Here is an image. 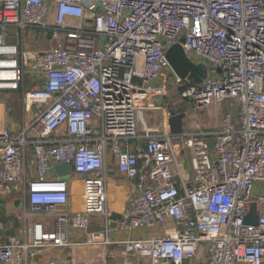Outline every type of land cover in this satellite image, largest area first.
<instances>
[{
	"label": "built area",
	"instance_id": "obj_1",
	"mask_svg": "<svg viewBox=\"0 0 264 264\" xmlns=\"http://www.w3.org/2000/svg\"><path fill=\"white\" fill-rule=\"evenodd\" d=\"M27 29L48 31L55 46L25 51ZM180 37L191 60L207 67L205 83L170 70L165 52ZM27 73L37 85L29 91ZM19 90L22 125L14 130L0 119V190L22 194L25 224L21 239L0 245V264H24L23 253L50 248L115 245L123 259L152 264L199 255L204 264H264V0H0V91ZM171 90L192 115L226 105L219 128L195 121L179 135L168 126L139 132L144 113L159 110L152 101ZM110 158L135 182L116 222ZM62 163L81 175V213L65 209L70 180L50 177ZM252 207L256 226L244 224ZM49 217L51 231L32 220ZM93 217L101 219L96 231ZM167 222L172 228L160 237L110 238L112 223L132 233ZM71 230L83 241L72 244Z\"/></svg>",
	"mask_w": 264,
	"mask_h": 264
},
{
	"label": "crops",
	"instance_id": "obj_2",
	"mask_svg": "<svg viewBox=\"0 0 264 264\" xmlns=\"http://www.w3.org/2000/svg\"><path fill=\"white\" fill-rule=\"evenodd\" d=\"M49 20L52 22L55 18L56 7L53 2H50L49 7ZM15 29L11 28L9 35L6 39L8 44L15 43ZM22 41L24 44V50L29 53H43L55 46V41L48 31H42L38 29H27L22 34ZM35 86L36 80L35 76L27 73L24 86ZM0 119L4 126H8L11 129L17 130L22 125V105L21 100L19 101V106L16 105L14 96V91H0ZM175 96V95H174ZM174 97L172 102H174ZM169 99L163 100L161 98H156L152 103L159 107V110L147 111L145 112V118L143 117V122L139 125L138 130L142 132L143 127H147L145 119L150 114H157L158 127L159 130H167L168 126V109H172L171 106L168 107L170 103ZM166 103V104H165ZM180 105V104H179ZM221 111L223 115L219 118ZM227 111L226 105H216L213 106L209 111L204 113H199L197 118L190 114V112L180 111L178 113H184L185 118L183 119L184 127L190 126L192 122L198 121V118L202 120L203 126L208 130H217L221 124V120ZM192 116V119H191ZM213 121L214 125H211ZM154 128V129H155ZM169 128V127H168ZM188 172L187 169H185ZM108 172V209L113 222L118 221L122 211L124 210L128 198L135 190V182L126 179L123 175L118 174L116 171L115 160L110 158L107 164ZM32 172L30 171V174ZM50 177H56V174L51 172ZM75 183L80 185V195L79 200L76 201L77 193L72 190V183L70 184L71 196L68 206L65 208L68 212L77 214L82 212L83 202H82V178L75 179ZM25 210V202L22 199V194L19 192L3 193L0 190V245L5 243L10 238L21 239L24 232V221L22 214ZM34 222H41L45 230L51 231L54 225V218L49 217L45 219H32ZM101 219L99 217L91 218L90 231H96L99 229ZM30 224V223H29ZM165 227L172 228L171 223L167 222L165 226L158 227L155 230H138L132 233L120 232L115 224H111L110 228V238L114 242H121L128 239H143L149 237H160L163 234ZM84 233L79 231L71 230L69 232V241L73 244L76 242L83 241ZM119 245L108 246V247H83L74 246L68 248H50L45 250L43 253L37 256L31 257L29 253H23L22 259L24 264H49V262L54 259L61 257L70 262V264H124L126 262L136 263V264H152L150 261L141 259L138 257H130L123 259L119 255ZM186 264H204V259L201 255L191 263Z\"/></svg>",
	"mask_w": 264,
	"mask_h": 264
},
{
	"label": "water",
	"instance_id": "obj_3",
	"mask_svg": "<svg viewBox=\"0 0 264 264\" xmlns=\"http://www.w3.org/2000/svg\"><path fill=\"white\" fill-rule=\"evenodd\" d=\"M165 58L170 70L178 79H190L194 84L198 85L206 82L208 78L207 67L203 63H194V61L185 53L180 43L169 45L165 52ZM168 114V127L170 133L173 135L181 134L185 114H177L172 109H168ZM53 171L57 178L62 181H68L72 176V168L68 164H57L53 167ZM254 214L255 209L252 207L249 215L244 220V224L256 226L257 217Z\"/></svg>",
	"mask_w": 264,
	"mask_h": 264
},
{
	"label": "rangeland",
	"instance_id": "obj_4",
	"mask_svg": "<svg viewBox=\"0 0 264 264\" xmlns=\"http://www.w3.org/2000/svg\"><path fill=\"white\" fill-rule=\"evenodd\" d=\"M182 40H183V42H182ZM178 42L180 43V44H183L184 43V38L183 37H180L179 38V40H178ZM219 72H220V70L219 69H216L215 71H214V74H216V75H218L219 74ZM0 94H3V93H0ZM14 96V100H15V103H16V105H18L19 106V96L18 95H13ZM169 98V101L170 100H172V98L174 97V99H175V96H174V91L173 90H171L170 92H169V96H168ZM223 111H221V114H220V116H219V118H221L222 117V115H223ZM145 114V113H144ZM191 114V113H190ZM192 115V114H191ZM197 115L198 114H194L193 116L195 117V118H197ZM157 114H154V115H152V114H150L148 117H146V119H145V122H146V124H147V126L148 127H150V128H152V129H154L155 127H158V120H157ZM144 118H145V115H144ZM191 119H192V116H191ZM198 122H200V123H202V120L201 119H199L198 118ZM211 122V125H214L213 124V121H210ZM156 129V128H155ZM75 179H81V175H77V174H72V176H71V178H70V184L72 183V190H73V192L75 191V193H77V196H76V201H78L79 200V195H80V188H81V186L79 185L78 186V184H76L75 183Z\"/></svg>",
	"mask_w": 264,
	"mask_h": 264
},
{
	"label": "trees",
	"instance_id": "obj_5",
	"mask_svg": "<svg viewBox=\"0 0 264 264\" xmlns=\"http://www.w3.org/2000/svg\"><path fill=\"white\" fill-rule=\"evenodd\" d=\"M34 88H36V87L35 86L31 87V86H28V85L24 86V90L25 91H29V90L34 89ZM14 92H15L16 95L19 96V101H20L21 100V90L14 91ZM175 98H177V96H175ZM170 106H171V108L177 110L178 112L184 111V108L181 105L178 104V100H174V102L170 101Z\"/></svg>",
	"mask_w": 264,
	"mask_h": 264
}]
</instances>
